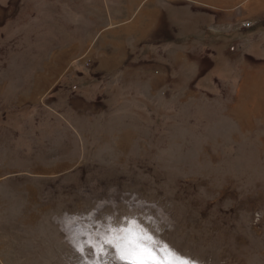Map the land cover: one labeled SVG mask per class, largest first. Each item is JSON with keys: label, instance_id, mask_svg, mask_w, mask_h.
<instances>
[{"label": "rangeland", "instance_id": "rangeland-1", "mask_svg": "<svg viewBox=\"0 0 264 264\" xmlns=\"http://www.w3.org/2000/svg\"><path fill=\"white\" fill-rule=\"evenodd\" d=\"M38 5L0 0V264H264V11L61 55Z\"/></svg>", "mask_w": 264, "mask_h": 264}, {"label": "crops", "instance_id": "crops-1", "mask_svg": "<svg viewBox=\"0 0 264 264\" xmlns=\"http://www.w3.org/2000/svg\"><path fill=\"white\" fill-rule=\"evenodd\" d=\"M36 2L39 5L35 11H40L39 6L42 4L44 6V3L45 6L53 4V9H55L54 4H57V19L63 20L64 24L59 22L62 26L57 33L60 48L52 52H58L61 55L64 52L129 53L156 38L174 34L175 31L182 30L184 26L194 23L197 19H206L213 15L212 13L218 15L220 19L228 20V16L232 14L239 17L246 12V16H253L252 12L257 9L264 11V0H255V4L253 0H36ZM51 12L53 13L45 12L43 19L46 18V21L56 19L55 11ZM178 18L183 25H180L182 27L179 29H174L173 24L179 25L174 22ZM169 19H171V25L167 23ZM68 22L74 26L73 35L63 39V26L67 27ZM202 30V32L205 31L204 27ZM41 31L37 30L38 33ZM186 35V37L176 36L172 39L173 44L186 50L197 45L210 44V38L206 36L203 38L199 32ZM39 38L36 36L33 42L35 43ZM142 51L152 57L150 55L152 50ZM91 56L89 55L88 58ZM227 57L230 59L229 56ZM99 61L105 68L112 66L110 68L113 69L114 67V64L109 62L110 58L108 60L101 58ZM250 76L254 80L249 84L251 87L259 84L262 74L252 73L248 77ZM250 87L246 91L249 92ZM236 116L239 118L237 114Z\"/></svg>", "mask_w": 264, "mask_h": 264}, {"label": "snow or ice", "instance_id": "snow-or-ice-1", "mask_svg": "<svg viewBox=\"0 0 264 264\" xmlns=\"http://www.w3.org/2000/svg\"><path fill=\"white\" fill-rule=\"evenodd\" d=\"M130 233V240H131V245H133L134 247L132 248L133 253H137L138 251H140L142 248L147 247V245L144 243V241L149 240V237H141L139 235H134L132 234V230H129ZM122 259H128V257H121Z\"/></svg>", "mask_w": 264, "mask_h": 264}, {"label": "bare ground", "instance_id": "bare-ground-1", "mask_svg": "<svg viewBox=\"0 0 264 264\" xmlns=\"http://www.w3.org/2000/svg\"><path fill=\"white\" fill-rule=\"evenodd\" d=\"M259 91H261V90H259ZM260 94V93H259ZM264 99V98H263ZM259 107V106H258Z\"/></svg>", "mask_w": 264, "mask_h": 264}, {"label": "trees", "instance_id": "trees-1", "mask_svg": "<svg viewBox=\"0 0 264 264\" xmlns=\"http://www.w3.org/2000/svg\"><path fill=\"white\" fill-rule=\"evenodd\" d=\"M254 45V44H253ZM237 61V60H236ZM236 63V62H235Z\"/></svg>", "mask_w": 264, "mask_h": 264}]
</instances>
